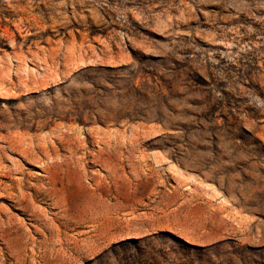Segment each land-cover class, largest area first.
Returning <instances> with one entry per match:
<instances>
[{
	"label": "rangeland",
	"instance_id": "obj_1",
	"mask_svg": "<svg viewBox=\"0 0 264 264\" xmlns=\"http://www.w3.org/2000/svg\"><path fill=\"white\" fill-rule=\"evenodd\" d=\"M0 39V144L42 147L0 264H264V0H0Z\"/></svg>",
	"mask_w": 264,
	"mask_h": 264
},
{
	"label": "bare ground",
	"instance_id": "obj_2",
	"mask_svg": "<svg viewBox=\"0 0 264 264\" xmlns=\"http://www.w3.org/2000/svg\"><path fill=\"white\" fill-rule=\"evenodd\" d=\"M49 136V135H48ZM17 139V138H16ZM19 139V140H18ZM17 140H9V141H3V144H0V153L3 159L11 161L13 164H16L18 161H25V159L29 158V156L35 151L34 149H42L40 146H31V144H28L26 146H23L21 144V138H18ZM21 139V140H20ZM33 139V138H32ZM44 139V138H43ZM47 139V138H46ZM45 139V140H46ZM51 140V139H50ZM49 140V141H50ZM41 141V140H40ZM47 141V143L49 142ZM35 142H38L35 140ZM23 143V142H22ZM25 143V144H26ZM34 143V142H33ZM52 143V141H51ZM24 144V143H23ZM40 144V143H39ZM42 144H44L42 142ZM41 145V144H40ZM48 145V144H46ZM50 146V145H48ZM52 146V145H51ZM50 149V148H49ZM52 149V148H51ZM58 149V148H57ZM36 150V151H37ZM53 150V149H52ZM46 151V150H44ZM49 151V150H48ZM36 153V152H35ZM51 153V151H50ZM40 154V153H39ZM48 154V153H47ZM57 154V153H56ZM38 155V154H37ZM41 155V154H40ZM0 156V157H1ZM39 156V155H38ZM47 156V155H46ZM37 157V156H36ZM50 157V156H49ZM57 157V156H56ZM48 159V156L46 157ZM40 159V158H39ZM50 159V158H49ZM55 159V158H54ZM38 160V159H37ZM41 160V159H40ZM45 160V159H44ZM56 161V160H55ZM51 162V161H49ZM58 162V161H57ZM46 164V163H45ZM174 170V169H173ZM175 171V170H174ZM173 171V172H174ZM178 171V170H177ZM176 171V172H177ZM175 173V172H174Z\"/></svg>",
	"mask_w": 264,
	"mask_h": 264
},
{
	"label": "water",
	"instance_id": "obj_3",
	"mask_svg": "<svg viewBox=\"0 0 264 264\" xmlns=\"http://www.w3.org/2000/svg\"><path fill=\"white\" fill-rule=\"evenodd\" d=\"M120 39L123 41V43L127 44V41H128V35L123 34V35L121 36Z\"/></svg>",
	"mask_w": 264,
	"mask_h": 264
},
{
	"label": "trees",
	"instance_id": "obj_4",
	"mask_svg": "<svg viewBox=\"0 0 264 264\" xmlns=\"http://www.w3.org/2000/svg\"><path fill=\"white\" fill-rule=\"evenodd\" d=\"M7 47L6 42L2 39H0V48Z\"/></svg>",
	"mask_w": 264,
	"mask_h": 264
}]
</instances>
